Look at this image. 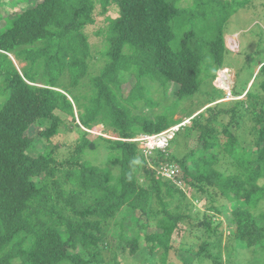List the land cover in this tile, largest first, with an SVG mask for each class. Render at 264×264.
Instances as JSON below:
<instances>
[{
  "label": "trees",
  "instance_id": "16d2710c",
  "mask_svg": "<svg viewBox=\"0 0 264 264\" xmlns=\"http://www.w3.org/2000/svg\"><path fill=\"white\" fill-rule=\"evenodd\" d=\"M181 1L0 0V264H101L104 249L133 255L142 237L149 252L162 249L165 264L177 224L193 210L187 201L173 210L165 197L176 191L185 198V188L208 197L209 205L196 223L203 235L198 251L176 250L180 264L197 255L239 264L240 248L264 249V58L243 98L213 93L164 148L151 153L131 140L186 116L180 100L225 67V28L245 3ZM19 2L27 4L15 9ZM111 4L117 15H105L107 23L95 31L102 41L93 48L85 28ZM95 63L90 90L77 93ZM144 107L158 110L147 115ZM247 117L250 141L233 131ZM99 124L112 135L91 138ZM80 127L59 156L52 137ZM178 133L184 140L174 154L168 142ZM245 143L255 146L252 152ZM100 145L104 157L91 160ZM175 167L165 175L163 169ZM140 217L145 231L132 229ZM152 217L154 229L146 231ZM223 222L225 234L217 229ZM111 226L118 228L114 235Z\"/></svg>",
  "mask_w": 264,
  "mask_h": 264
},
{
  "label": "rangeland",
  "instance_id": "374dc122",
  "mask_svg": "<svg viewBox=\"0 0 264 264\" xmlns=\"http://www.w3.org/2000/svg\"><path fill=\"white\" fill-rule=\"evenodd\" d=\"M192 0H182V5H189L191 4ZM4 4V1L2 2ZM27 4V2H19L16 4V8L18 9L20 7H24ZM3 9V8H2ZM5 12V10H3ZM105 15H108L110 17H115L117 15L116 7H114V4H111L107 7L106 13L104 15H98L95 16V22L93 24H90L86 26L85 32L88 34V38L94 48V46H98L102 41V35L95 34V31L98 28L103 27L107 21L104 20ZM2 23V21L0 22ZM225 44L226 47L229 49V51L225 54V72H216V77H219L217 79L218 83L215 80H210L208 78H204L202 85H200L199 89L195 91L194 93L190 94L189 96L183 98L181 102L182 105H180V109L186 108L185 115L182 117V120L179 124L175 125L179 127L183 123L189 124L191 116L199 112L200 110H203L206 107L205 102L210 100L214 94H219L220 91H223V93H228V91L233 92H239L241 88L245 87V90L242 94L238 96H229L225 97V100H231L233 97L236 99L243 98L244 93L246 90L250 87L252 83H254L257 80L256 73L258 71L259 66L261 65V61L264 58V0H245V3L240 6L236 7L235 12L232 13L229 17L228 24L225 28ZM92 48V51H93ZM23 64V63H22ZM21 64V65H22ZM100 67L99 63H95L94 65L90 66L89 73L82 77L80 79V83L78 86H76L74 89L79 94H85L90 90V76L94 75L98 72V69ZM0 76V81H1ZM223 79V80H220ZM231 81V83H230ZM228 84H226V83ZM220 87V88H219ZM229 87V88H228ZM170 94V93H169ZM171 98V96H169ZM224 100V101H225ZM234 100V99H233ZM217 102V100L213 101L211 104H214ZM202 105V106H201ZM209 105V104H208ZM157 107L149 108L144 107V114L150 115L153 112L157 111ZM190 113V114H189ZM189 114V115H188ZM176 117H179L178 114L175 115ZM69 118V117H68ZM70 119V118H69ZM228 120V117H224L223 121L226 122ZM77 121V120H76ZM252 121L249 119V117L244 118L240 121V127L235 128L233 131L236 133V135L240 136L243 135V138L247 140H251L252 136L249 134L248 129L251 125ZM96 130H91V133L94 134L91 138H95L97 134H101L102 136L108 137L111 133L104 132L102 129V126L96 125ZM81 127L80 129H75L72 131H66L64 128L61 129V131L56 134L54 137H52L53 143H58V152H60L59 156H62L66 152V145L73 146L75 144V141L80 137L81 135ZM30 134L34 133V129L30 128ZM196 131H193L192 134H194ZM244 133V134H242ZM147 133H140L137 136H134L133 138H139L145 136ZM183 136V135H182ZM90 137V136H89ZM194 138V137H193ZM98 140V139H97ZM184 138L181 137V133H178L175 139L169 140L168 142V148L172 150V153L179 152L181 150V144L183 143ZM101 140H98L97 143L99 144ZM138 146L145 147V143L138 142ZM194 141L189 143V146L193 145ZM44 145V142L38 141L36 142V149L42 150ZM175 145V149L172 148ZM180 146V147H179ZM244 147H246L250 152L254 149V145L250 143L243 144ZM162 149V148H159ZM104 148L100 145L99 152H93L91 155L93 158L91 160H94L97 158V161L102 159L104 157ZM154 150L151 151V153ZM62 154V155H61ZM66 154V153H65ZM64 154V155H65ZM64 155L62 157H64ZM97 155V156H96ZM61 157V158H62ZM138 173V180L142 184H146L148 182L147 179L143 177L142 173ZM260 184H264V177L261 178ZM179 185L180 182H178ZM183 186V185H181ZM186 190V196L185 198H181L178 193L175 191V198L171 197H165L167 200H169V207L175 210L180 209L177 206L179 204H182L184 206L185 201L189 202V208L192 207L193 210L189 211L187 210L186 213H190L189 217H185L183 221L177 224L176 226V233H173V241L170 246V248L167 250L166 254V260L165 264H180L179 261V254L176 250H179L181 248H187L191 252L198 251L199 243H200V235H202L200 229L196 227V223H198L202 216V211H206V206L209 205L208 203V197L204 198L201 195H198V193H195L194 195L192 193H189V189L185 188ZM200 193V192H199ZM153 205L158 206L157 198H153L152 201ZM176 202L178 205H176ZM175 204V206H174ZM264 209V204L262 207ZM136 214L138 215V211L135 210ZM214 214V213H212ZM122 215L118 213L116 217L114 218V221H117L120 219ZM216 218L223 219L222 215L214 214ZM144 219V218H143ZM140 218H134L135 223L131 224L133 227L132 229L136 230H142L145 231V227L141 225V222H146ZM156 223L155 218L150 219V227L146 228V231L150 229H154V224ZM226 223L223 222L220 225L217 226L218 231H221L225 234L227 232V228L225 227ZM110 233L116 234L118 231V228L116 226L110 227ZM222 233V234H223ZM143 235V232L142 234ZM203 236V235H202ZM141 248L133 255L121 254L120 252L117 253L116 256L113 254V250L109 251L108 249H104L103 253H101V257L103 258V262L101 264H161V253L162 249L158 248L154 251V253L149 252L147 247H145L146 242L144 241L143 237L140 239ZM110 246V245H109ZM221 248H223V243H221ZM112 249V248H111ZM224 249H220L218 254L224 256ZM238 256L236 257V261L239 264H263L264 263V249L257 250L253 248H240L238 250ZM190 252V253H191ZM199 256V257H198ZM202 256V258H200ZM182 261V259L180 258ZM221 260V259H220ZM224 263V262H222ZM191 264H216L214 261H212L210 258H207L204 255H197L191 262Z\"/></svg>",
  "mask_w": 264,
  "mask_h": 264
},
{
  "label": "built area",
  "instance_id": "2783aa9c",
  "mask_svg": "<svg viewBox=\"0 0 264 264\" xmlns=\"http://www.w3.org/2000/svg\"><path fill=\"white\" fill-rule=\"evenodd\" d=\"M177 129V126H171L170 128L162 131V132H158V133H155V134H146L145 136L143 137H139V138H132L131 140H134V141H138V142H143L145 143V147L146 149L148 150H152V149H155V148H164L166 146V142H167V139L169 137H171V135L173 134V131ZM164 172H165V175H171L172 172H176V167L175 169H171L170 171L166 169H163ZM173 173V174H174Z\"/></svg>",
  "mask_w": 264,
  "mask_h": 264
},
{
  "label": "clouds",
  "instance_id": "9594fccd",
  "mask_svg": "<svg viewBox=\"0 0 264 264\" xmlns=\"http://www.w3.org/2000/svg\"><path fill=\"white\" fill-rule=\"evenodd\" d=\"M225 67H226V66H225ZM225 67L219 69L220 72H225V71H226ZM219 70H218V71H219ZM218 71H217V72H218ZM220 72L218 73V77H219ZM218 77L215 76V78H214V80L217 82V84H219L218 81H217ZM230 83H231V81H230ZM219 88H220V87H219ZM228 88H229V87H228ZM231 94H232V91H228V93H225V95H226L225 97H229V96H231ZM234 97H235V96H234Z\"/></svg>",
  "mask_w": 264,
  "mask_h": 264
}]
</instances>
